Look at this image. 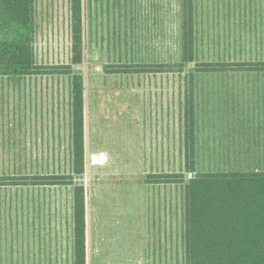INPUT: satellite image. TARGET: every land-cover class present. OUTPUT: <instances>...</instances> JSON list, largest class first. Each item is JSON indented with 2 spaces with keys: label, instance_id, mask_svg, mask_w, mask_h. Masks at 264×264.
Segmentation results:
<instances>
[{
  "label": "rangeland",
  "instance_id": "1",
  "mask_svg": "<svg viewBox=\"0 0 264 264\" xmlns=\"http://www.w3.org/2000/svg\"><path fill=\"white\" fill-rule=\"evenodd\" d=\"M181 1L83 2L85 10L93 8L94 11L105 10L101 19L111 34L119 22L127 24L125 33L130 40L133 29H140L137 24H131L136 19L134 13L138 9H157L155 15L142 14L143 17H150L154 29L159 27V23L152 21L155 18L158 21L161 17L164 19L161 13L165 7L170 8L173 15V47L139 49L113 46L104 49L84 47V61L73 65L74 73L85 75L90 71L89 67H92V76L97 74L102 77L100 81L95 80L98 85L101 82V90H93L92 85L96 87V83L88 81L87 91L90 105L95 107L94 101L97 97L101 111L96 114L98 117L102 115L103 125L106 126L100 128V140L93 143V147L100 152V160L97 162L90 158L88 161L85 160L84 174L74 176L75 184H83L85 191L87 188L89 192L93 190L94 194V202L88 199V206L86 204L91 264H186V184L202 169L222 170L228 167L224 165L225 161L198 159L197 171L193 173L186 171L184 152L186 132L182 116L184 113H181L180 80L177 74H174L172 80L173 128L172 133L169 131L170 137H166L162 125L164 112L158 111L155 120L161 123L155 129L156 134L152 143H139L137 153L133 152L131 123L136 116L141 124L149 120L146 102L150 94L154 99L156 92L152 91H155L156 87L152 80L151 87L147 86V79L143 78L145 74L136 76L132 71L117 73L114 69L126 65L170 66L171 62L173 65L179 61L181 49L177 44L181 35ZM194 2L196 62L187 65L185 71H196V63L201 62L264 61V0H194ZM69 8L71 11V0H36L34 48L37 64L54 66L72 63V12L69 28ZM122 29L124 28L121 27ZM100 51L108 64L103 62L101 57L95 58L97 62L93 60L94 63L91 64L89 57ZM137 60L140 64H133L138 63ZM135 71L151 72L142 69ZM66 76L60 82L64 83L68 90L72 77L69 79ZM206 77L207 79L199 80V87L206 88L209 86L206 84L210 83L217 91L214 105L212 102H205V118L220 125L217 131L227 132L225 124L229 121L264 119V112H258L255 106L248 111L244 100L240 103L245 94L241 91L244 84H239L234 76ZM44 81V77L37 76L27 77L23 83H16L9 78L0 77V176H38L56 172L66 174L73 170L71 144L67 138L60 146L55 144L52 150V147L48 148L50 144H44L41 136H33L32 140L21 147V144H11L12 140L5 134L6 121L19 114L17 110L27 102L28 95L30 105L43 101L42 93L37 90L39 85L36 84ZM22 84L25 85L24 93L21 92ZM159 99L158 95L157 100L153 102L157 106L160 104ZM234 102L236 104H233ZM140 104V111H134V106ZM212 107L211 113L210 110L208 113V108ZM92 112L94 114V111ZM92 112L90 117L93 115ZM91 122L95 125L94 120ZM97 129L93 128L90 131L93 130L95 133ZM218 138L222 136L219 135ZM174 173H184L183 181L171 183L167 182L166 178H159L162 182H148V176L151 174ZM10 181L14 180L9 182L6 180L7 184L0 185V264H49L46 263L48 259H53L52 264H75L73 187L61 186L60 204L55 203L53 208L45 205L43 208L39 198L44 190L27 186L36 185L32 182L11 184L15 182ZM97 190H103L105 196L98 198L100 193H97ZM55 194L58 192L55 191ZM52 216L54 222H51ZM28 218L31 219L29 223ZM42 220L47 223H43ZM96 252L98 255H95Z\"/></svg>",
  "mask_w": 264,
  "mask_h": 264
},
{
  "label": "trees",
  "instance_id": "2",
  "mask_svg": "<svg viewBox=\"0 0 264 264\" xmlns=\"http://www.w3.org/2000/svg\"><path fill=\"white\" fill-rule=\"evenodd\" d=\"M183 0L184 42L180 59L165 66H117L114 72H184L196 62L195 4ZM36 0H0V75L41 73L72 74L73 170L71 174L38 176H0V185H74V262L86 264V195L74 176L85 172L84 77L74 73L73 65L84 61L83 0H71L72 63L46 66L36 61L34 34ZM137 68V69H136ZM196 71H264V61H220L196 63ZM187 172H196L195 111L187 112ZM148 182H181L184 173L151 174ZM7 180V182H6ZM6 182V183H5ZM186 264H264V170L201 172L185 187Z\"/></svg>",
  "mask_w": 264,
  "mask_h": 264
},
{
  "label": "crops",
  "instance_id": "3",
  "mask_svg": "<svg viewBox=\"0 0 264 264\" xmlns=\"http://www.w3.org/2000/svg\"><path fill=\"white\" fill-rule=\"evenodd\" d=\"M84 2V0H83ZM69 4V2H68ZM93 8V7H91ZM161 15L164 16V19L158 21V19H153V23H159V27L155 29L152 27V23L149 18L143 17L142 14L155 15L157 9H147L142 8L138 9L134 15L135 18L131 24H137L140 29L134 28L132 31V39H128L126 35V26L123 22L117 24L116 30L110 33L105 28L104 21L101 19L104 16V9L94 11L93 9L85 10L83 3V33H84V47L85 48H101L105 47H132L134 49L145 48V47H155V48H171L173 47V15L170 8L165 7ZM59 11V10H58ZM62 12V11H61ZM69 15V28H70V16L71 11L68 9ZM196 15V10H195ZM97 16L99 19H97ZM181 35L177 44V47L181 48L184 42L183 36V0L181 1ZM150 20V21H149ZM117 23V22H116ZM121 27L124 29L121 30ZM143 28V29H142ZM196 35V34H195ZM113 43H110V42ZM132 42L131 44L128 42ZM94 42V43H93ZM126 42V43H125ZM71 46V45H70ZM71 50V49H70ZM102 58V61L107 63L102 55V52L94 53L89 57L90 63L93 64L94 61L97 62L95 58ZM139 57V55H138ZM94 60V61H93ZM37 61V60H36ZM244 61H253V60H244ZM255 61V60H254ZM87 62V59H86ZM85 62V63H86ZM138 63L133 64H140ZM171 62V61H170ZM163 63V62H160ZM108 64V63H107ZM172 62L170 63V65ZM90 71L88 74L83 75L84 77V86H85V103H84V143H85V160L88 161L90 158L92 161H99V153L93 145L100 140L101 131L100 128L106 127L103 124L102 115L98 117L96 114L98 111H101V105L97 104V97L94 102L95 107L90 105L87 100V91L88 81L91 83H96L95 80H101V75L92 76V67H89ZM86 69V67H85ZM123 73V72H117ZM125 73V72H124ZM136 76L145 74L143 77L147 79V86L151 87V80L154 82V87H156L154 94V99H152V94L150 98L147 99L146 106L149 112V120H146L141 124L138 121L137 116L133 118L131 123L132 128V141L134 144L133 152L137 153V146L139 143H152L156 131L155 129L160 126L161 121L155 120L156 113L161 111L164 112V120L162 121L163 128L165 129L166 137H170L169 131L172 133L173 128V108H172V80L174 74L179 76V87L181 93V113L183 116L184 127L186 132L187 127V112L194 107L195 111V134H196V144H195V157L196 160H221L225 161V169L218 170L214 168L202 169L201 172H217V171H259L264 170V119H249L247 121L238 122V121H229L225 124V128L228 129L227 132H219L216 129L220 126L215 122L207 121L205 118V102H212L214 105V97L217 90H215L210 83L208 87H199V80L207 79L206 76H234L235 80L239 84H244L241 88V91L244 92V96L241 99L240 103L245 104V107L248 111H251L252 107L255 106L258 112H264V71H224V72H205V71H191V72H176V71H157L143 73L140 71L132 72ZM68 76L69 79L72 77V74L65 73H41V74H32V75H0V77H6L16 83H23L24 78L31 77H44L45 81L40 82L38 87V92L42 93L43 101L30 105L29 95L27 102L22 104L17 110L19 114L15 118L9 119L5 123L6 136L12 140L11 144H21V147L33 139V136H41L44 144H50L52 150L54 146H60L63 143L65 138L68 139L71 144L72 157L73 159V111H72V79L69 83V88L65 87V84L60 82L64 76ZM66 76V77H67ZM232 77V78H234ZM65 78V77H64ZM215 77H213L214 79ZM160 80V82L158 81ZM94 81V82H93ZM244 81V82H243ZM263 81V83H261ZM29 84V83H28ZM96 87L92 88L93 90H101L102 84L99 82V85L96 83ZM159 85V87H157ZM30 86V84H29ZM214 86V85H213ZM149 87V88H150ZM140 88V87H139ZM157 88H159V94H157ZM66 90V91H65ZM134 90V87H133ZM30 91V89H28ZM151 91V90H150ZM21 92H25V85L22 84ZM67 92V93H66ZM206 92V97H205ZM98 95V93H95ZM25 95V94H24ZM160 96L159 106L153 102L157 100V96ZM163 98V100H161ZM237 102V97L236 101ZM233 104H236V103ZM231 103V102H230ZM145 105V104H144ZM212 105V106H213ZM209 106V104H208ZM141 104L139 106H134V111H140ZM236 107V106H235ZM139 108V109H137ZM212 108H208V113ZM94 111V114L93 112ZM92 112V116L90 117ZM89 113V114H88ZM98 118V119H97ZM90 123H89V121ZM91 120H94V124ZM102 122V123H101ZM128 128L130 125H127ZM183 127V125H182ZM224 127V126H223ZM97 129L95 133L90 129ZM92 132V133H90ZM221 135L222 138H218ZM226 137V138H225ZM18 138H20L18 140ZM219 142V144H218ZM94 143V144H93ZM166 143V142H165ZM184 152L186 158V142L184 143ZM16 148V146H15ZM139 151V149H138ZM17 152V151H16ZM150 152V151H148ZM12 153V151H11ZM220 154V155H219ZM151 156V155H150ZM137 157V155H136ZM232 169V170H229ZM197 171V168H196ZM66 173V174H71ZM61 173H50V174H41V175H59ZM18 176H27V175H15ZM6 186H18V185H6ZM26 186V185H22ZM32 187L41 188L43 194L39 198L42 202L41 206L45 208V205L54 207L60 204V184H47V185H27ZM70 186V185H67ZM73 187L74 191V186ZM85 187V186H84ZM152 187H148L151 189ZM55 191L58 194H55ZM72 191V204H74V192ZM86 204L88 199L94 202L93 190L89 192L86 188ZM98 198H102L103 190H97ZM96 196V195H95ZM105 196V195H104ZM88 206V204H87ZM59 218V215H58ZM29 219H27L29 223ZM31 220V219H30ZM37 222L39 220L37 219ZM43 223H47L45 220H42ZM51 222H54V216H52ZM49 224V223H48ZM88 224L89 220L86 217V264H91L89 262V252L88 248ZM58 232V231H57ZM54 236V233H53ZM98 255V252L95 253ZM53 259H48L46 263L52 264Z\"/></svg>",
  "mask_w": 264,
  "mask_h": 264
},
{
  "label": "bare ground",
  "instance_id": "4",
  "mask_svg": "<svg viewBox=\"0 0 264 264\" xmlns=\"http://www.w3.org/2000/svg\"><path fill=\"white\" fill-rule=\"evenodd\" d=\"M103 159H104V157H103Z\"/></svg>",
  "mask_w": 264,
  "mask_h": 264
}]
</instances>
